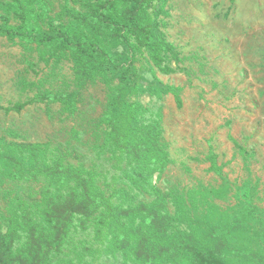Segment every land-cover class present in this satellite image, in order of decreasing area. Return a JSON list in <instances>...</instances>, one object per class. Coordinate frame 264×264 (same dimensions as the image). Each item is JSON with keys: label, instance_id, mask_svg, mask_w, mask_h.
Returning a JSON list of instances; mask_svg holds the SVG:
<instances>
[{"label": "rangeland", "instance_id": "1", "mask_svg": "<svg viewBox=\"0 0 264 264\" xmlns=\"http://www.w3.org/2000/svg\"><path fill=\"white\" fill-rule=\"evenodd\" d=\"M46 1L53 20L65 17L67 7L79 8L76 0ZM11 2L0 0V29L4 18L13 26L19 24L8 12ZM166 10L162 29L180 61L170 62L175 71L165 75L146 52L139 54L137 93L132 96L162 117V141L170 164L152 182L163 195L187 197L190 192L216 190L221 197L212 201L217 210L230 220H244L232 244L234 262L246 264L242 252L252 256L254 250L264 264V0H169ZM113 80L110 86L96 80L79 89L70 58L50 57L48 48L11 39L0 31V106L79 91L74 114L51 101H34L19 113L0 109V148L12 142L50 144L68 163L101 173L102 187L105 181L119 182L128 166L105 146L109 129L104 117L112 88L118 84L114 75ZM160 84L180 89L182 107L173 95L151 94ZM152 118L146 114L144 122ZM212 154L221 175L211 168ZM45 186V181H11L0 172L1 233L17 200L34 208L43 205ZM133 194L138 202L156 198L145 190L134 189ZM169 210L175 212L172 203ZM80 239L85 236H76L75 243ZM94 246L99 251L85 258L89 264H124L122 257ZM72 259L74 252L66 249L52 264Z\"/></svg>", "mask_w": 264, "mask_h": 264}, {"label": "trees", "instance_id": "2", "mask_svg": "<svg viewBox=\"0 0 264 264\" xmlns=\"http://www.w3.org/2000/svg\"><path fill=\"white\" fill-rule=\"evenodd\" d=\"M32 1L9 4L8 12L19 24L13 26L4 18L1 34L44 46L50 57L70 58L79 89L96 80L110 86L113 75L117 78L104 117L109 129L105 146L119 154V163L124 161L128 170L120 183L114 179L102 187L101 173L68 163L50 144H5L0 148L2 176L11 181H45L46 186L42 206L17 200L11 215L4 218L7 229L0 232V264H52L66 249L75 255L67 264H89L85 258L99 251L94 245L107 255L122 257L124 264H237L231 249L244 220H230L217 210L212 201L221 197L216 190L190 192L187 197L163 195L152 182L164 173L170 159L162 141L160 113L132 98L139 76L135 61L146 52L163 74L175 71L169 63L179 62V53L161 23L169 0H76L79 8L67 7L66 16L57 20L49 15L46 0ZM78 93H48L0 109L19 113L34 101H51L74 114ZM151 94L173 95L182 107L178 87L160 84ZM146 114L154 117L149 123L144 122ZM211 162L212 170L221 175L214 154ZM134 189L156 198L138 202ZM76 236L85 240L76 244ZM242 253L244 263L263 264L256 251L252 256Z\"/></svg>", "mask_w": 264, "mask_h": 264}]
</instances>
